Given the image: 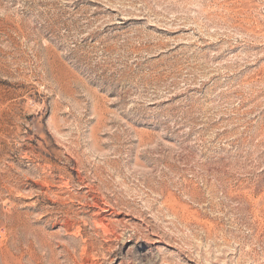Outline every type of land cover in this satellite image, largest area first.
<instances>
[{"label":"rangeland","instance_id":"obj_1","mask_svg":"<svg viewBox=\"0 0 264 264\" xmlns=\"http://www.w3.org/2000/svg\"><path fill=\"white\" fill-rule=\"evenodd\" d=\"M0 264H264V0H0Z\"/></svg>","mask_w":264,"mask_h":264}]
</instances>
